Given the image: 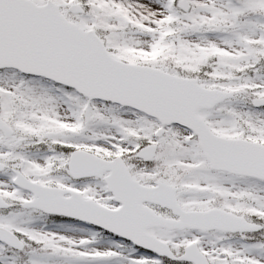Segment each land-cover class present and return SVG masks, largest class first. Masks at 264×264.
Listing matches in <instances>:
<instances>
[{"label":"snow or ice","instance_id":"6c2138e0","mask_svg":"<svg viewBox=\"0 0 264 264\" xmlns=\"http://www.w3.org/2000/svg\"><path fill=\"white\" fill-rule=\"evenodd\" d=\"M0 264H264V0H0Z\"/></svg>","mask_w":264,"mask_h":264}]
</instances>
